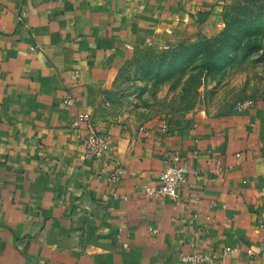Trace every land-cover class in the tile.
Listing matches in <instances>:
<instances>
[{
    "label": "crops",
    "instance_id": "crops-1",
    "mask_svg": "<svg viewBox=\"0 0 264 264\" xmlns=\"http://www.w3.org/2000/svg\"><path fill=\"white\" fill-rule=\"evenodd\" d=\"M214 2L0 0V264H264V101L166 131L118 125L103 101L138 49L217 31ZM79 113L106 161L83 158ZM175 154L177 200L146 197Z\"/></svg>",
    "mask_w": 264,
    "mask_h": 264
},
{
    "label": "rangeland",
    "instance_id": "rangeland-1",
    "mask_svg": "<svg viewBox=\"0 0 264 264\" xmlns=\"http://www.w3.org/2000/svg\"><path fill=\"white\" fill-rule=\"evenodd\" d=\"M212 10L214 34L140 48L123 64L103 98L112 122L181 129L264 101V0H215Z\"/></svg>",
    "mask_w": 264,
    "mask_h": 264
},
{
    "label": "built area",
    "instance_id": "built-area-1",
    "mask_svg": "<svg viewBox=\"0 0 264 264\" xmlns=\"http://www.w3.org/2000/svg\"><path fill=\"white\" fill-rule=\"evenodd\" d=\"M78 99L72 95H66L63 103L67 106H75ZM253 104L246 101L239 105L238 111H245ZM72 127L79 132L84 129V135L81 138V146L83 148V158L85 160L103 162L110 155V142L106 132L98 129L92 122L91 118L86 113H79L72 122ZM169 128L168 124L163 121L162 129L166 131ZM126 169L116 164L109 172L107 181L112 186L117 185L126 175ZM187 181V171L182 164L179 155H173L166 163V166L158 176V181L155 185L147 186L143 190V194L148 198L153 199H168L176 201L179 190ZM250 253V252H249ZM228 251L225 250L221 254L226 257ZM181 264H213L214 257L206 256L202 253H192L183 255L180 259Z\"/></svg>",
    "mask_w": 264,
    "mask_h": 264
}]
</instances>
